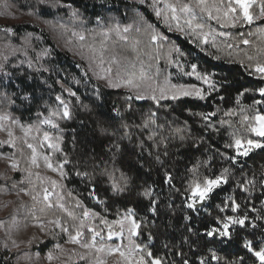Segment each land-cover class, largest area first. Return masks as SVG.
<instances>
[{
	"label": "trees",
	"instance_id": "trees-1",
	"mask_svg": "<svg viewBox=\"0 0 264 264\" xmlns=\"http://www.w3.org/2000/svg\"><path fill=\"white\" fill-rule=\"evenodd\" d=\"M5 2L25 14H38H27V22L0 26V115L26 126H39L41 139L44 131L61 138L59 151L45 146L43 152L51 155L54 163L68 161L61 186L66 207L77 217H82L84 209L97 213L88 223L101 231L106 245L118 241L107 239L108 228L101 219L121 220L132 209V218L140 225L135 243L144 249L149 264V251L162 264H183L184 260L188 264H201V260L204 264H238L241 256L243 264H258L242 244L249 239L258 248L264 242V149L238 156L234 147L226 145L236 138L261 139L249 130L254 121H242V117L264 115V103H255L264 100L258 92L264 79L255 71L257 64H264V38L257 33L264 20L251 25L237 22L235 27H221L209 20L203 31L211 29L214 38L209 36L204 43L200 30L188 28L183 21H179L182 31L176 21L169 29L151 6L144 8L129 0H59L56 7L40 6L43 11L35 7L36 0H0V4ZM253 10L258 12V8ZM149 24L166 39L153 42L145 31ZM129 25V32L122 33L126 40L110 31ZM5 28L14 31H2ZM105 32L107 37L102 35ZM245 39L250 43L244 44ZM102 45L104 58L108 52H116L120 61L135 65L132 71L150 72L159 83L201 84L206 98L181 97L157 103L109 89L88 76L71 50L82 48L100 54ZM193 65L214 87L202 79L199 83L192 75ZM67 89L76 96L69 95ZM130 95L132 99L127 100ZM24 96L28 99H22ZM57 96L69 103L72 115L70 119L52 117L58 125L52 128L42 121L51 112L62 111ZM114 109H119V114ZM228 112L232 114L226 115ZM17 144L24 149L23 159L17 154L23 168L30 150L22 141ZM2 151L7 154L13 149L5 145ZM224 169L229 170L228 182L213 191L203 206L198 208L201 204L197 203L196 209H189L193 180L214 179ZM109 174L124 191H113ZM14 179H19V174L15 173ZM233 200L240 205L235 213L230 207ZM221 207L226 211L221 212ZM227 215H246L247 227L235 226L233 239L225 243L220 237L207 238L206 230L217 226L218 217ZM185 216L191 219L185 220ZM56 218L69 226L79 223L58 208L49 209L41 221ZM28 220L35 222L30 215ZM113 231H119L118 225H113ZM84 233L83 239H89L91 233L86 228ZM66 239V234H55L38 250L47 252ZM213 251L218 260L212 258ZM91 260L72 258L68 264H90ZM0 264H15L1 247Z\"/></svg>",
	"mask_w": 264,
	"mask_h": 264
},
{
	"label": "snow or ice",
	"instance_id": "snow-or-ice-1",
	"mask_svg": "<svg viewBox=\"0 0 264 264\" xmlns=\"http://www.w3.org/2000/svg\"><path fill=\"white\" fill-rule=\"evenodd\" d=\"M164 2V0H151L150 6L153 8L155 16L160 19H163V22L169 26L171 29V24L169 21L177 22V29L183 30L179 21L183 19L184 24L194 30H200L203 35V42H208V37L213 36V31L209 29L208 32H204V28L207 26V21L215 20L221 27H235L237 22L246 23L251 25L256 20H264V0H176V3H165L164 8H158L156 5L158 3ZM137 3L144 5L147 3V0H137ZM59 4V0H36L35 7L40 11V6L47 7H56ZM0 7L7 9L9 5L5 2L4 4H0ZM254 7L258 8V12H254ZM11 15L10 13H0V15ZM28 15H37V11H30L27 13ZM75 15V13H73ZM206 18V19H205ZM131 25L124 27L122 30L119 26H116L114 29H110V31H115V33L120 36L121 39L126 40L127 37L122 33H127L131 29ZM140 27H136V31H140ZM5 32H13L14 30L11 28L2 29ZM145 31L150 33V38L153 42L157 40H164L166 37L161 34L155 32L152 29V25H147ZM257 33L264 38V27L257 28ZM31 34H29L30 36ZM105 37H107L108 33H102ZM219 35H225L224 33H219ZM249 35H253V33H249ZM214 38V36H213ZM80 39H84L83 36ZM28 38L25 37V43H27ZM244 44H249L250 41L245 39L242 41ZM261 52H264V49H261ZM95 56V50H94ZM251 59V57H249ZM100 64L102 65L104 62V50L103 45L99 55ZM116 64L115 73L113 74V68L111 66L107 68L101 67V71L104 73L103 75H97V78L100 80H104L106 82L107 87L110 88H121L126 87L129 90H135V97L137 100H143L146 98H150L153 101L159 103L160 100L172 99L176 100L180 97H188L192 96L198 99H205V93L199 88H188L184 85H169L167 81L162 86H151L149 85V91H144L141 89V83L145 80L150 79L142 70L139 74L135 71H130L129 69L135 68V65L132 64L131 61H128L127 64L117 59L115 55L110 57V64ZM255 71L260 73L261 79H264V64H257L255 66ZM192 72L196 73V66H192ZM198 79L204 80L205 83H211L209 81L208 76L200 75L196 73ZM214 87V86H212ZM69 95L76 96V93L71 91V89H67ZM247 91V90H246ZM259 95L264 97V87H260L258 89ZM22 99L27 100L28 97L24 96ZM59 104L62 105V111L57 110L50 113L49 117H46L42 123L50 125L52 128H57V123L54 122L52 117H59L70 119L71 111L69 107V103L65 102L61 96L56 97ZM77 99H79L77 97ZM127 100H131L132 96L126 97ZM256 104L264 103V100L255 101ZM114 111L119 114V109H114ZM231 112L226 113V115H231ZM155 115L154 113L152 114ZM209 115H215V113H211ZM205 119L208 117L205 116ZM9 117L7 115H0V131L7 132V140H0V149L4 148L7 145L8 148L13 149L10 153H2L0 152V160L7 162V168L4 172H0V180L5 181L4 186H0V193H8L9 185L8 181H11L10 188L13 190L14 194L17 197L27 196L31 199L32 204L31 207L27 209L28 215H30L35 221L34 225L41 232L47 235H55L53 229H59L60 233L66 234L67 239L65 243L79 245L80 248L87 250L86 253L80 254V259L84 260L88 255L95 253L93 256L91 264H108L105 259L106 256H118L119 260L116 264H149V261L145 259L143 255L144 249L140 247V245L136 244L132 237L138 235L137 229H139L140 225L132 219V209H128L127 214L121 220L109 222L105 219H101V223L105 224L108 228L107 239L112 240L114 236L123 237L125 231V221L128 222L127 231L129 233V242L127 245H106L103 243L104 236L101 235V231L97 230L95 227L88 223V221L97 216V213L92 212L89 209H84L82 217H77V215L70 210L66 205L62 202L63 196L61 193L57 192V188L60 187L56 180H52L50 177H45L40 174L39 171H33V169H39L40 163L39 160H43L44 167L47 169L57 172L61 178H63L66 173L63 170L64 164L68 163L67 159H64L63 162L54 163L53 158L47 152H40L38 149H43L47 146L48 149H52L54 151H59V145L61 138L59 136L53 137L48 131H44L42 134V139L39 138V134L41 129L37 125H22L19 124L18 121L12 120L11 125H17L20 127L21 132L23 133V137H16L12 130V127L8 125ZM254 121L253 124L249 125V130L251 133L255 134V136L260 137V140L247 139L243 140L240 138H236L232 145H226V147H234L238 156H248V154L254 149H264V115L256 114L252 117L247 115L242 117V121L248 120ZM154 122V121H153ZM223 123V121H221ZM126 127V126H125ZM102 131H106V129H101ZM36 132L37 136H31L32 140H38V143L30 142V134L32 132ZM179 131V129L177 130ZM17 140H22L23 145L30 150V155L26 160V167H20V159L17 158V154H19L20 158H24V149L17 144ZM235 159V158H233ZM19 174V179H13L9 176L8 172ZM195 171V169H193ZM228 169H224V171L216 176L214 179L205 178L203 182H199L197 180H193L190 185L191 195L189 197L190 203L187 204L189 209H196L197 203L203 204L204 201L208 200L211 196V193L219 188L222 184H226L228 182ZM77 175L86 176L87 173H77ZM109 178L112 179V189L114 192H122L124 188L120 183L116 182V180L109 174ZM170 179V178H169ZM71 195V193H69ZM145 195H148L146 192ZM55 196V200L52 197ZM76 206H80V201L76 202ZM20 207H25L23 201H21ZM231 211L237 212L240 205H238L234 200L232 201ZM58 208L62 210L69 220L79 223H73L71 226L68 225L67 221L61 222L59 218L51 219L47 221L48 227L41 221V216L46 214L49 209ZM154 210V209H153ZM221 212H225L226 208L221 207ZM185 220L191 219L188 216L184 217ZM248 217L244 215L241 216H232L227 215L224 217H218L216 224L217 226L210 227L206 230L204 235L207 238L213 239L216 237H220L221 243H225L227 241H231L234 235L235 226H239L240 228H246ZM113 225H119V231H113ZM3 227V225H0ZM18 227V223L16 217L13 216L11 225L8 228V232L10 233L13 228ZM251 227L255 228L256 225L252 224ZM71 228V230H70ZM87 229L88 233H91L89 239H83L85 233L84 229ZM99 237V241L97 240ZM151 239V237H150ZM33 242L44 243V241L33 235L31 239L27 241L30 245ZM13 246L18 247L16 242L12 241ZM243 248L246 249L248 253H250L253 257H255L258 264H264V242L261 243L260 247H254L252 240L245 239L242 244ZM5 248L8 247L7 244L4 245ZM54 247L61 252L63 251L61 245L56 243ZM103 254V255H101ZM147 256L152 258L150 264H162L161 260L158 258H153L151 251L147 253ZM212 258L218 260L219 257L216 256L215 251L212 252ZM48 261H52L54 259L53 252L49 251L47 253ZM244 257L241 256L238 258V264H243ZM183 264H188L187 260L183 261ZM201 264H204V261L201 260ZM230 264H237L236 261L230 262Z\"/></svg>",
	"mask_w": 264,
	"mask_h": 264
},
{
	"label": "rangeland",
	"instance_id": "rangeland-1",
	"mask_svg": "<svg viewBox=\"0 0 264 264\" xmlns=\"http://www.w3.org/2000/svg\"><path fill=\"white\" fill-rule=\"evenodd\" d=\"M133 3H136L137 6H142L144 8L150 7L151 0H147V3L144 5H141L137 3V0H129ZM165 3H173L169 0H164V2L158 3L156 6L158 8H164ZM0 13H10L11 15L5 14L0 15V26H11L14 23H22L29 21V17L27 14L22 12L20 9H18L15 6L9 5L7 9L2 8L0 9ZM159 21L163 23V25H166L163 22V19L160 18ZM180 21H183L181 19ZM173 21H169V23L172 25ZM184 22V21H183ZM168 26V25H167ZM172 34H177L174 30H170ZM70 47V45H69ZM73 54L75 55L76 61L80 64V66L85 70V72L88 74V76L105 85L106 82L104 80H100L97 78L96 74L103 75L104 73L101 71V67L107 68L111 66L113 68V74L115 73L116 64L111 63L110 64V57L115 55L117 59L119 60V57L117 56L116 52H108L107 58H104V62L101 65L99 60L100 54H95L89 51H86L82 48H72L71 49ZM125 64L127 62L122 61ZM132 71V68L129 69ZM96 73V74H94ZM150 79L145 80L141 83V89L144 91H149V85L151 86H162L165 84V82L159 83L150 72L145 71L144 72ZM1 75V73H0ZM181 75V74H180ZM193 76L197 77L196 74H192ZM198 79V78H197ZM201 83V79H198ZM169 85H177L174 82L167 81ZM188 88H199L204 92L203 86L201 84H193V85H184ZM115 91H126L129 92L135 99V90H129L126 87L121 88H110ZM183 97V96H182ZM192 97V96H188ZM181 98V97H180ZM150 98H146L143 100H148ZM142 100V101H143ZM11 119L7 122L9 126L12 127V130L14 132V135L16 137H23V133L20 130V127L17 125H11ZM19 122V121H18ZM19 124H22L19 122ZM23 125V124H22ZM31 136H37L36 132H32L30 134V142L32 143H38V140H32ZM7 132L6 131H0V140H7ZM22 141V140H21ZM20 140H17V142H21ZM40 152H43V149H38ZM0 152L4 153L2 149H0ZM6 154V153H5ZM40 168L39 170L42 172L41 175L45 177H50L52 180H56L58 184L60 185L59 188H57V192L61 193V186L64 183V177L61 178L60 175L57 172H53L46 167H44L43 160H39ZM7 168V162L0 160V172H4ZM9 176H11L14 179L15 173L8 172ZM9 185V192L8 193H0V225H3V227H0V247L2 251L8 255L14 258L15 264H68L69 260L72 258H78L80 259V254L86 253L87 250L82 249L79 247V245L69 244V243H59L63 249L61 252L60 250L56 249L55 247H52L47 252H39L38 247L47 242L49 239L52 238V234L45 236L43 232H41L38 228H36L34 225L35 222H29V215L27 212V209L31 207L32 201L27 196L17 197L13 190L10 188L11 181L7 182ZM5 181L0 180V186H4ZM21 201H23V204L25 207L21 208L20 204ZM13 216L16 217L18 227L13 228V230L9 233L8 228L11 225ZM132 218V217H131ZM123 219V218H122ZM133 219V218H132ZM44 223L46 226L47 221H40ZM51 227V226H48ZM119 227V225H118ZM128 228V222L125 221V231L123 234V237L120 236H114L112 239L117 240L118 244H107V245H127L129 242V233L127 231ZM54 234H59L60 230L53 229ZM33 235H36L40 237L44 243L39 242H33L32 244H28L27 241L31 239ZM135 237H132V240L135 242ZM15 241L18 247L13 246L12 241ZM7 244L8 247L5 248L4 245ZM49 251L53 252L54 259L50 262L47 259V253ZM95 255V253H92L91 255H88V258H92ZM103 255V254H101ZM105 259L107 260L108 264H116V262L119 260L118 256H106ZM92 262V260H91ZM91 264V263H90Z\"/></svg>",
	"mask_w": 264,
	"mask_h": 264
},
{
	"label": "water",
	"instance_id": "water-1",
	"mask_svg": "<svg viewBox=\"0 0 264 264\" xmlns=\"http://www.w3.org/2000/svg\"><path fill=\"white\" fill-rule=\"evenodd\" d=\"M217 190H218V188H217V189H215V190H214V192H217ZM205 203H206V202H204V203H203V204H201V205H198V208H199V207H201V206H203Z\"/></svg>",
	"mask_w": 264,
	"mask_h": 264
}]
</instances>
